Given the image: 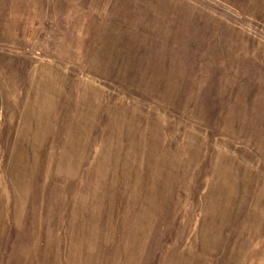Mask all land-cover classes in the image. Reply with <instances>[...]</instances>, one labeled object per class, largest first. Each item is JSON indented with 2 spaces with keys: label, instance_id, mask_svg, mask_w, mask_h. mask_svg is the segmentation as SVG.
Returning a JSON list of instances; mask_svg holds the SVG:
<instances>
[{
  "label": "rangeland",
  "instance_id": "rangeland-1",
  "mask_svg": "<svg viewBox=\"0 0 264 264\" xmlns=\"http://www.w3.org/2000/svg\"><path fill=\"white\" fill-rule=\"evenodd\" d=\"M0 264H264V0H0Z\"/></svg>",
  "mask_w": 264,
  "mask_h": 264
}]
</instances>
